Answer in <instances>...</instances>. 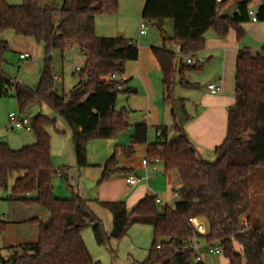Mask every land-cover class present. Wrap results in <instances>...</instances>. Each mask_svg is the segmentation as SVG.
<instances>
[{
  "label": "trees",
  "instance_id": "16d2710c",
  "mask_svg": "<svg viewBox=\"0 0 264 264\" xmlns=\"http://www.w3.org/2000/svg\"><path fill=\"white\" fill-rule=\"evenodd\" d=\"M252 1L144 0L143 21H172L173 36L169 40L178 46V52L164 47H151V52L161 74L162 100L172 106V128L177 136L167 141L168 129L159 125L155 127L159 134L149 143L146 123L133 125L130 143L115 146L97 183L129 173L130 168L119 167L118 153L130 158L135 146L146 145L147 160L161 163L165 172L177 176L180 186L174 191L177 200L173 205L159 207L156 196L151 195H145L130 209L123 201H96L112 217V228L106 232L88 200L73 191L68 198L52 193L54 178L67 177V167H55L51 160L46 128L54 125V119L43 114L29 118L35 138L32 144L13 149L0 142V190L9 187L8 200L34 204L48 212L45 222L39 218L27 221L37 226L36 241L19 244L12 259L0 257V264H100L88 252L82 230L90 227L95 242L108 247L111 239L120 240L135 224L152 228L151 246L144 260L136 264H205L202 260L194 263V251L185 247L193 236L199 243L220 244L227 264H264L262 229L251 228L242 219L250 207L249 168L264 167V44L255 55L247 48L237 51L234 103L228 107L226 136L214 148L212 161L201 158L188 139L173 97L176 82L185 88L197 87L184 77L204 65L181 61L178 67L177 58L186 59L204 49L208 31L223 39L233 28L240 39V25L249 22ZM228 6L231 10L224 16ZM117 12L118 0H22L18 5L0 0V98L11 93L20 114L34 104H44L62 118L71 131L78 169L89 166L88 139H109L129 126L128 110H116L115 105L126 83L119 77L126 62L138 59L139 47L123 36L99 37L95 33L97 16H114ZM256 15L259 22H264V5L257 6ZM7 30L43 44V66L35 88L4 72V54L9 47L1 34ZM70 47L84 53L85 61L77 72L78 83L68 94L60 95L55 88L52 53L62 55ZM110 74H115L116 79H106ZM189 118L185 114L184 120ZM14 174L17 176L9 186ZM190 217L204 223L203 232L194 230L188 223ZM4 224L0 222V232Z\"/></svg>",
  "mask_w": 264,
  "mask_h": 264
},
{
  "label": "rangeland",
  "instance_id": "374dc122",
  "mask_svg": "<svg viewBox=\"0 0 264 264\" xmlns=\"http://www.w3.org/2000/svg\"><path fill=\"white\" fill-rule=\"evenodd\" d=\"M4 1L9 5H18L22 0ZM259 2L260 0H253L250 5L256 8ZM143 3L144 0H118V12L115 16H97L95 25L96 35L99 37H116L123 30L124 36L138 45L141 59L142 53H147L151 55L150 57H153L151 47H164L176 52V44L169 40L173 36L172 21L166 19L161 24L143 21L141 18ZM140 23L144 24L146 29L145 35L139 34ZM243 24H241L243 25L241 27L243 35L240 39H237L233 28L228 30L226 37H228L229 41L232 38L231 42L234 45V52L231 51L230 53L233 54L241 48H247L252 55H255L261 51V47L264 44V39H261L264 33V22L260 24H252L251 22ZM257 27L260 29L261 36L258 35ZM4 37L8 40L9 47V50L4 54L6 60L3 65L4 72L19 83L35 88L43 66V44L37 43L32 37L19 36L12 31H8ZM163 37L165 38L163 39ZM216 37L212 31H208L205 35V42L206 39ZM24 51L31 55L30 59H19V52ZM218 52L216 49L212 52L210 61L212 67L216 63L218 64L219 58L216 55ZM197 55L203 56L202 52H198ZM84 60L85 56L76 51L75 47L65 51L63 56L56 51L52 54L54 73L61 77L60 79L54 78L58 94H68L73 86L78 83L79 72L77 73L75 70L77 67L83 66ZM181 61L185 62V58H177L176 63L178 67ZM210 64L205 63L201 70H192L185 74L184 79L189 83L195 82L196 88H185L176 82L173 88V97L176 99L174 107L181 121L184 120L185 114H194V96H197L208 81L212 80L213 74L206 72ZM126 88H132L135 91L126 92ZM122 89L117 95L115 109L119 110L124 107L128 110L127 122L129 126L109 139H88L86 142V159L90 165L81 169H78L75 165L71 131L62 118L57 116L44 104H34L22 114L28 118L36 114H43L55 120L54 125L46 128L50 135L51 160L55 167H67L66 178L56 176L53 180L52 193L55 197L68 198L72 195L73 191L83 198L100 199L105 196L118 197L115 200L126 203V198L121 196L123 186L120 180L112 186H100L97 183L102 166L113 153L115 146L122 147L130 143L133 125L146 123L149 119L148 117L147 119L143 117L144 115H149L151 119H158V124L160 125L168 126L167 141H171L177 136L172 128L173 121L170 114L172 106L164 103L162 100L163 88L159 73L151 77V87L148 92L152 103L147 101L142 78L136 75L123 84ZM11 112L18 113V107L14 96L10 93L8 96L0 98V142H5L11 148L17 149L32 143L35 138L32 131H25L24 129L8 130L9 120L7 115ZM148 139L150 142L155 141L153 125H148ZM137 149H139L138 145ZM118 154L121 153L119 152ZM133 156L140 158L142 157V153L137 150ZM123 159L124 157L120 161ZM157 168L158 170L151 176L148 184L153 194H156V198L158 199L156 201L157 205L161 207L164 202H170L175 197L170 191L173 185L167 180L161 164H158ZM138 173L140 174L141 171ZM173 175L176 176L175 173ZM16 176L17 174H14L10 178L8 182L9 186ZM123 176L119 174V177L123 178ZM124 187L126 189H133L127 185ZM249 192L250 207L242 217L243 222L245 223V220H247L251 228L264 229L263 166H252L249 168ZM9 194V187L6 190H0V219L3 216L7 220L15 219L18 216H33L34 212H36V215L40 214V208L37 205L31 206L22 202L7 200L6 196H9ZM41 211L48 217V212ZM39 217L41 218L42 215L40 214ZM102 223L104 225V221ZM81 235L91 257L100 264H135L136 262L143 261L147 255V250L150 248L152 241V228L149 225L135 224L130 227L126 235L120 240L111 239L108 247L100 246L95 242L90 227L84 228ZM36 239L37 226L35 224L5 223L4 230L0 232V257L8 258L13 252L19 251V244L35 242ZM236 250H239L238 245H236ZM205 263L227 264V261L222 254H205Z\"/></svg>",
  "mask_w": 264,
  "mask_h": 264
},
{
  "label": "crops",
  "instance_id": "0c3cea01",
  "mask_svg": "<svg viewBox=\"0 0 264 264\" xmlns=\"http://www.w3.org/2000/svg\"><path fill=\"white\" fill-rule=\"evenodd\" d=\"M256 9H257V7H256ZM96 18H95V25H96V20H97ZM256 23L260 24L262 22L258 21ZM256 23H252V24H256ZM243 25H241V27ZM8 31H11V30L4 31L1 34V38L3 40H5L7 43H8V40L4 36L6 35V33ZM122 31L123 30H121V33L118 34V36L125 37L124 32H122ZM257 31H258V35L261 36L259 27H257ZM145 34H142V35H145ZM261 37H262L261 39H264V33L262 34ZM164 38L165 37H163V39ZM231 41H232V38H231ZM231 41L228 40V37L223 38V39H220L217 37L211 38V39H206L205 47H204V49H202L200 51V52H202V55L205 56V58L207 59L205 63L210 64L212 54H213L212 52L215 51V49H216L219 51L216 54L219 58L218 64L216 63V65L214 67H212V64H210L207 67L206 72L213 74L212 80L208 81L206 86L202 88V91L199 92L197 94V96H194V106H195L194 114L188 115L190 118L188 120L182 121L183 122L182 127H183L188 139L190 140V142L192 143L194 148L197 150L200 157L203 158L204 160L206 159V161L214 159V157H215L214 153H213L214 148L217 147L224 140V138L226 136L228 107L234 103V67H235V57H236L238 50L233 54L230 53L231 51L234 52L233 51L234 45L232 44ZM71 48H74V47H70V48L66 49L65 51H67ZM176 49H177L176 52H178V46L177 45H176ZM75 50L80 52V50L78 48H75ZM21 53H28V52H26V51L19 52V54H21ZM80 53H82V52H80ZM63 54H62V56H63ZM82 54L85 56L84 53H82ZM150 56L151 55H149L147 53H142V59H141V52L139 49L138 59L136 61L126 62L125 67H124V73L119 78H120V80L126 81V82L131 77H134L135 75L139 78H142V83H144V89L146 92L147 101H149V103H152V100L150 98V94L148 92L150 87H151V77H153L154 75H156L158 73L160 74V70L158 68L156 61L153 59V57H150ZM30 58H31V55L29 54V57H27L25 59H30ZM19 59H20V57H19ZM20 60H23V59H20ZM211 71H213V72H211ZM58 77H59V79L61 78L60 76H58ZM160 81H161V74H160ZM209 83H218L220 85V90L218 91V93H216V94L209 93V91L207 89V85ZM7 117H8V115H7ZM143 117H146V119H147V117L149 118L146 122V125L147 126L153 125L154 130H155V139H156V135L159 134V131H156L155 127L160 125V124H158L159 123L158 119H154V118L151 119L149 115L148 116L144 115ZM164 126H166V125H164ZM166 127H168V126H166ZM25 131H27V130H25ZM28 131H30V130H28ZM34 142H35V139L32 143H34ZM148 142L151 143L149 141V139H148ZM32 143H30V144H32ZM27 145H29V144H27ZM138 147H139V149H137V146H135V153L137 152V150L140 153H142V157H140V158H136L135 156H132L130 158H126V157L122 156L121 154H118L119 167L130 168L131 171L129 173L122 174V175H124L123 178L119 177V174H116L115 176L111 177L110 179L105 180L101 183H98L100 186H103V185L104 186L105 185L112 186V185L116 184L117 181L119 182V180H120V182L123 186L121 196H124L126 198L125 206L127 209L132 208L145 195L156 196V194H153L151 188L149 187L148 181L151 178V176H153L155 174V172L158 170L157 165L161 164V163H159V162L153 163V162H149L147 160V158H146V145H138ZM123 157H124V159L122 161H120V159ZM88 164L90 165V163H88ZM146 169H152V172L148 174L147 178H145ZM139 171H141L140 174L138 173ZM163 172H164L165 176L167 177V180L173 185L171 187L170 191L174 195V191L180 186V183H179L177 177L175 175H173L174 172L173 173L172 172H165L164 170H163ZM100 174H101V171L99 173V176H100ZM127 175H137L140 177V181L137 184L130 186V185L126 184V182H125V178ZM126 185L133 188V189L132 190L126 189L124 187ZM116 198H118V197H106L105 196V197H102L100 199L84 198V199L89 201V206L94 211V213L102 220V222L104 221V225H105L104 229L106 232H110V230L112 228V217H111L110 213L108 211H106L105 209H102L96 203V201H115ZM6 199H7V196H6ZM176 200H177V198L175 197L170 202H167V201L164 202L163 205L164 204L173 205L176 202ZM9 201H12V200H9ZM127 201H129V202L127 203ZM39 213L42 215L41 218L39 217L40 214L36 215V212H34L33 216H28V217L27 216L26 217L18 216L17 218L11 219V220H7L3 216V217H1L0 222H4L6 224H9V223H28L27 221L29 219H32V218H39L42 221H46L47 217L45 216V213L43 211H41L40 209H39ZM245 221H247V220H245ZM4 226H5V224H4ZM3 229H4V227H3ZM199 253H200V259L204 263H205V254H211L209 252L207 245L204 244L203 242L200 243Z\"/></svg>",
  "mask_w": 264,
  "mask_h": 264
},
{
  "label": "built area",
  "instance_id": "2783aa9c",
  "mask_svg": "<svg viewBox=\"0 0 264 264\" xmlns=\"http://www.w3.org/2000/svg\"><path fill=\"white\" fill-rule=\"evenodd\" d=\"M217 2H220L221 0H216ZM264 5V0H260L259 5ZM257 9L253 8L250 6L248 8V17L249 21L252 23L258 22L257 19ZM146 29L144 27L143 23H140L139 25V34H145ZM20 59H25L29 57L28 53H21L19 54ZM205 57L198 56L197 53L191 54L186 57L185 62L187 64H203L206 62ZM81 67L76 68V72H80ZM54 78L59 79V77L56 75ZM106 79H116L115 74H110L106 77ZM207 89L209 93L211 94H216L220 90V85L218 83H209L207 85ZM8 120H9V125H8V130H13V129H24V130H30V120L26 117L23 116L22 114L18 113H9L8 114ZM152 172V169H146V175L145 178L148 177V174ZM60 175V173H58ZM140 181V177L137 175H127L125 178V182L128 185H135ZM174 196L177 197V193L174 192ZM156 201L158 200L157 198L155 199ZM188 223L194 228V230L198 232H203L204 231V223L196 218L190 217L188 218ZM262 235H264V229L260 231ZM207 245V244H206ZM186 248H189L194 251L195 253V258H194V263L201 260L200 259V253H199V248H200V243L197 242L195 236L189 239V243L185 246ZM209 252L213 255H221L223 252L222 247L220 244L214 243L211 245H207Z\"/></svg>",
  "mask_w": 264,
  "mask_h": 264
},
{
  "label": "water",
  "instance_id": "95a60500",
  "mask_svg": "<svg viewBox=\"0 0 264 264\" xmlns=\"http://www.w3.org/2000/svg\"><path fill=\"white\" fill-rule=\"evenodd\" d=\"M229 11H230V7L228 6V7L225 9V11L223 12V15H224V16L228 15ZM12 257H13V256L10 255V256H9V259H12Z\"/></svg>",
  "mask_w": 264,
  "mask_h": 264
}]
</instances>
